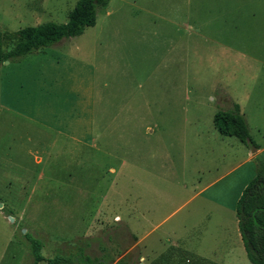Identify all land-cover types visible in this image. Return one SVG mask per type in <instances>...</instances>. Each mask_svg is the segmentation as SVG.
<instances>
[{"label": "rangeland", "instance_id": "rangeland-1", "mask_svg": "<svg viewBox=\"0 0 264 264\" xmlns=\"http://www.w3.org/2000/svg\"><path fill=\"white\" fill-rule=\"evenodd\" d=\"M76 1L0 0V30L66 22ZM61 40L0 63V104L14 110L0 109V264H35L33 238L43 256L36 264L56 256L86 264L85 255L105 264H251L241 242L235 254V218L208 198L227 201L230 183L264 164V72L255 61H264V0H107L93 26ZM55 49L85 60L92 50L101 61L105 52L129 56L130 72L102 69L100 93L113 103L100 104V150L89 160L82 149L65 157L64 142H51L61 137L52 110L65 117L74 95L26 72ZM234 105L250 144L213 124L217 110ZM257 145L262 153L247 161Z\"/></svg>", "mask_w": 264, "mask_h": 264}, {"label": "crops", "instance_id": "crops-1", "mask_svg": "<svg viewBox=\"0 0 264 264\" xmlns=\"http://www.w3.org/2000/svg\"><path fill=\"white\" fill-rule=\"evenodd\" d=\"M66 42L65 39L61 40L60 43ZM60 43L55 44L54 47H60ZM95 48V47H94ZM76 50V49H75ZM40 52H44L40 51ZM50 53H42V56L36 60L34 67H31L30 69H26L27 71L32 72L33 75H38L39 79L42 80V82H38L39 85L45 84L46 86L51 88V91L59 93L60 90L58 88L62 86H66L69 93H72L74 96L72 98V101L67 102V110L65 113V117H63L64 110L61 108L59 111V107L52 110V113L55 115V119L52 120V123L50 124L51 127H55V131L60 134L61 137L52 138L51 142H56L59 139L64 142V144L61 147V151L64 150L65 157H74L75 153L79 150H83V154L85 155L83 158L86 159H92L94 155L99 152V140H100V133L98 132V125H100V121H98L97 112L99 110V107L101 106V103H107L103 104L102 106L104 108H111L113 101L107 100L105 96H101L100 93V87L107 85L106 77H103V80H101V72L102 69L108 68V70H116L118 68V71L121 73L130 72V62H129V56L126 57V54H114V55H105V52L103 56L104 61H101V56H96V53L94 50H92V59L91 60H85L81 56H77V54H74L72 51H57L55 49L51 50ZM123 56L121 62L117 65L114 59L112 58H119ZM108 57L110 60H108ZM129 63H127L126 61ZM253 58V57H252ZM255 59V58H254ZM255 61H258L261 66V70L264 72V61L261 63L259 59H256ZM107 62L108 64H106ZM22 68H19L17 70L22 71ZM104 72V71H103ZM263 83H264V74L262 77ZM108 94L110 97L113 95V90L108 91ZM76 96V98H75ZM69 103H73L72 106H69ZM76 105H80V111L81 116L78 113H73L76 111L75 108H77ZM1 107H6L5 104H0ZM8 110L13 109L6 107ZM126 108H128L126 106ZM230 109V108H227ZM72 111V112H71ZM242 115V114H241ZM243 116V115H242ZM30 118V117H29ZM95 118L97 122H95ZM244 118V117H243ZM30 120L34 123H38L42 126H49L48 123L45 122V120H36L34 118H30ZM245 120V119H244ZM97 124V130L94 128V124ZM246 123V121H245ZM96 130V131H95ZM1 143V140H0ZM53 146V145H51ZM20 149V147H19ZM24 150V149H23ZM263 147H259L258 145L256 147L252 146L250 150H248L249 155L245 159L250 160L259 154L262 153ZM85 151V152H84ZM27 154H33L34 160L36 164H40L41 162V154L37 151H31L30 149L27 151H23ZM81 153V152H80ZM114 155V152H113ZM242 162H244L242 160ZM83 160L77 161V164H82ZM241 165V162L236 163L234 166L226 170V172L210 179V181L206 182L205 185H203L197 194H203L205 191L213 187L215 184L220 182L221 180L225 179L226 177L230 176L232 172L239 170V167ZM254 167V166H253ZM251 166V168H253ZM109 169L114 170L113 167H109ZM249 176L246 177V174L243 177H240L237 182H235L233 185L230 183V189L228 191V200L225 202H219L217 198V194H215L213 197L210 196L209 202L212 204V208H220L221 211L225 210V214H227V217L230 219L231 216L235 218V221H233V230H235L236 234L233 238V241L236 245L235 254L239 255V252L242 251L239 247L240 242L242 243V247L245 251L241 235L238 228V221L235 214V207L238 198L240 197L242 190L246 186V184L254 177L253 171L251 174H248ZM255 175V174H254ZM252 177V178H251ZM229 183H226V187H222L223 192L225 193V190L227 188ZM234 185H236L234 190ZM231 191L233 193L231 194ZM195 193V194H196ZM194 194V195H195ZM223 212V211H222ZM230 215V216H229ZM227 218V219H228ZM176 246V245H175ZM176 248L178 250H181L180 247ZM246 254V252H245ZM235 255V257H236ZM143 258V257H142ZM212 264H231L229 259L221 258L216 261H212Z\"/></svg>", "mask_w": 264, "mask_h": 264}, {"label": "trees", "instance_id": "trees-1", "mask_svg": "<svg viewBox=\"0 0 264 264\" xmlns=\"http://www.w3.org/2000/svg\"><path fill=\"white\" fill-rule=\"evenodd\" d=\"M106 1L77 0L68 12L67 21L63 23L44 22L16 31L0 30V63L10 58L18 59L63 38L81 34L86 27L95 24L96 8ZM213 124L223 135L236 136L249 144L252 142L237 105L230 109L217 110L213 115ZM235 214L247 258L251 264H264V164L257 166L254 177L242 190ZM40 249L41 242L33 238L29 243V251L35 264L43 260ZM73 259L69 256H56L47 258L46 261L48 264H72ZM82 261L86 264H105L101 258L88 255ZM117 263L131 264L124 259H119Z\"/></svg>", "mask_w": 264, "mask_h": 264}, {"label": "water", "instance_id": "water-1", "mask_svg": "<svg viewBox=\"0 0 264 264\" xmlns=\"http://www.w3.org/2000/svg\"><path fill=\"white\" fill-rule=\"evenodd\" d=\"M0 207H1V203H0ZM10 220H12L13 218L11 216H8Z\"/></svg>", "mask_w": 264, "mask_h": 264}]
</instances>
